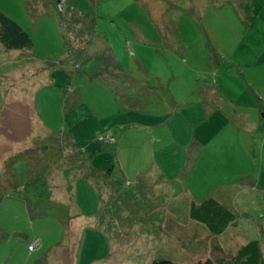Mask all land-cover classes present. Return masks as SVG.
Masks as SVG:
<instances>
[{"label": "rangeland", "instance_id": "rangeland-1", "mask_svg": "<svg viewBox=\"0 0 264 264\" xmlns=\"http://www.w3.org/2000/svg\"><path fill=\"white\" fill-rule=\"evenodd\" d=\"M31 8V0H0V12L33 42L22 52L6 53L0 46V181L10 157L35 148L41 159L45 150L39 143L57 148L68 136L87 156L97 154L80 160L62 142L69 145L64 158L74 156L77 166L46 173L52 199L30 195L29 212L22 196L1 198L0 264L217 262L251 240L260 242L264 254V147L244 139L242 130H219L208 144L199 140L202 126L192 125L190 118L196 119L185 103L190 93L196 97L197 80L209 71L206 34L218 54L229 53L235 33V44L248 53L264 46L257 32L243 36L247 27L239 20L258 29L253 16L264 12V0H66L65 8L96 20L92 54L112 55L122 68L113 92L104 80L48 66L65 56L64 32L51 0ZM69 36L75 50L84 46L77 32ZM256 57L240 62L236 73L251 80L261 68ZM246 99L241 96L244 106ZM109 118L122 122L114 126L112 152L100 143L104 135L95 137ZM26 168L14 164L19 179ZM225 191L241 216L238 223L217 238L207 237L201 225H186L188 237L198 236L191 249L184 248L177 239L185 236L177 227L183 222L176 221L173 208L179 206L184 217L187 199L200 203ZM29 244L36 248L32 253Z\"/></svg>", "mask_w": 264, "mask_h": 264}, {"label": "trees", "instance_id": "trees-1", "mask_svg": "<svg viewBox=\"0 0 264 264\" xmlns=\"http://www.w3.org/2000/svg\"><path fill=\"white\" fill-rule=\"evenodd\" d=\"M48 2H50V0H31V10L35 11L37 5L42 4L43 6H45ZM51 2H53L54 9L57 13L58 25L64 32L62 39L65 49V56L57 63H50L48 66H57L68 70L70 72V76H76L79 74L81 76H87L94 82H97L98 80H104L106 82L104 83V85L110 87V89H108L113 92L112 89L115 87L113 86L112 82L115 81L120 83L122 80L121 74H123V71L120 65L114 60L112 55H105L104 53L92 54L91 46L96 39L95 18L88 15L84 16L70 8H65V2L62 12H58V0H51ZM72 32H77L76 38L80 39L79 44L84 43L82 44L84 46L82 48H79L78 50L74 49L73 44L70 41L69 34ZM204 40H206V46L209 50L211 61L215 65H218L219 61L222 62L223 59L217 53L216 49L212 46L210 40L207 37V34ZM128 45L129 44H127V46ZM0 46L6 53L28 51L33 48V42L28 33L23 30L16 22H14L1 12ZM116 76H118V78H116ZM58 142L59 146L57 148L55 146L53 148H49L39 142L34 143V145H37L39 143L44 148L45 151L42 153V157H40L43 160L37 157L38 152H36L35 148L25 149L23 152L10 157L8 160H5L3 163V176L0 181V194L6 196H10L11 194L16 193H18V195L20 194L19 196L23 197L22 199L24 200L26 210L31 211L32 207L27 199L30 195L36 198H48V200H50L49 187L45 178L47 172H49L53 168L77 166L74 165V156L64 158L65 156L63 152L66 150L65 148L67 146L70 145L73 151L77 153V156H80V160L81 155H84L85 158H89L88 156H94L95 154H97V151H92L90 155L87 156L81 151L76 143L72 142V140L68 136L63 137V139ZM62 142H68L69 145H64V143ZM100 143L103 144L105 149H108L111 152L116 146L115 139L114 143L112 144L104 142L102 140L100 141ZM60 160L63 162L60 163ZM17 162H22L24 165L26 164L27 168L24 179H19L14 172V164ZM78 162V165L82 163L81 161ZM31 167L34 170H31ZM110 172L111 170L107 171V174H109ZM231 200L232 199L230 197L229 191L220 193L217 198L209 197L200 203H195L187 199L186 212L184 213V217H182L183 214L180 217L179 206L174 207V218L176 219V221H178V223L183 222V226L177 225V227H180V231H183L185 233L184 237L180 235L177 238L182 246L184 248L187 246L188 249H191L189 246L190 242L197 239L198 236L197 234H194L193 236L188 237L189 235H187V230L184 228V226L186 225L194 227L195 229H197L198 226L201 225L206 229L207 237L217 238L225 234V232H227V230L232 225L238 223V220L241 216L232 207L233 203ZM262 217L264 218V210ZM184 242H186V245ZM34 243L36 244L37 248V241H33L30 244ZM30 244L28 245V251L32 253L36 248H32V250H30ZM151 264L174 263L166 259H156L153 260ZM196 264H264V254L262 253L260 242L258 240H251L246 244L239 246L234 255L228 260L222 259L217 262L205 260L204 262L199 261Z\"/></svg>", "mask_w": 264, "mask_h": 264}, {"label": "crops", "instance_id": "crops-1", "mask_svg": "<svg viewBox=\"0 0 264 264\" xmlns=\"http://www.w3.org/2000/svg\"><path fill=\"white\" fill-rule=\"evenodd\" d=\"M253 19L255 20L254 24L256 23V27L258 28L256 30H253V24L249 26L247 24L248 22L239 16L241 24L247 27V31L245 29L243 31V36H245L249 30H252V35L255 34V32H257L256 34L258 35H263V37H258L260 42H262L264 41V12L261 11L259 15L254 13ZM236 34L238 33H235L233 38L231 37L229 46L227 47L228 50L226 49L229 53L219 54L223 59L222 62L219 61L218 65H215L211 59H207L209 71L204 77L202 75L204 78L203 80H197L198 82L195 86V89L200 88V90L195 92L196 97L192 95L193 92L190 93L189 99L191 101L188 99L189 101L186 100L185 103L187 102L188 104L187 107L189 108L188 110L191 116L193 115L196 119L190 118L192 125L202 126V135L199 140H203V142L208 144L215 140L219 130H227L229 132L227 135L235 134V132L242 130L245 134L244 139L248 137L252 139L255 138V140L264 147V46L255 52L254 50L248 49L250 50V53H248L246 50L247 48H244L242 44H239V42L235 44ZM136 35H138L137 37L142 39V41L145 40L140 33H136ZM102 36L107 39L105 35ZM138 41L142 42L140 40ZM127 44H129L128 49H130L131 43ZM232 46H234L233 49L235 50L232 52L233 54L230 53ZM258 47H260L259 44ZM105 49H107L106 46ZM255 53L257 54L255 62L261 66V68H259L257 72L251 73L253 74L251 80L247 77L243 78V76L236 73L234 67L240 68V62L244 63L242 61L246 60V58L252 61ZM231 55L239 62L237 61L235 63ZM256 63L254 64L256 65ZM122 75L124 74H121V76ZM103 86L106 88L105 85ZM242 87L243 90L245 89L247 91H243ZM242 95L245 100H247L246 97L248 98L245 106L240 103ZM115 104L116 100L114 105ZM177 105L179 106L181 104L178 102ZM256 113H259V115L261 114V117L257 116ZM96 114L97 112H95V115ZM113 119L114 118H109L108 121L104 119L96 133V139L101 135H107L114 139L116 138V129L114 126L121 125L122 122L112 123ZM110 130L113 132L112 135H110ZM120 139L122 140V136ZM229 146L232 145L229 144ZM158 176H160V173H158ZM16 194L18 195V193ZM11 195L6 196L0 194V200L1 198L11 199ZM50 199H52L51 193ZM20 201L24 203L23 199H20ZM55 202L58 201L55 200Z\"/></svg>", "mask_w": 264, "mask_h": 264}, {"label": "built area", "instance_id": "built-area-1", "mask_svg": "<svg viewBox=\"0 0 264 264\" xmlns=\"http://www.w3.org/2000/svg\"><path fill=\"white\" fill-rule=\"evenodd\" d=\"M64 2L65 0H58V5H57V11L58 12H62V10L64 9ZM107 136L103 137V140L104 142H107V143H114V139L112 138H106ZM30 250H32V247L29 248Z\"/></svg>", "mask_w": 264, "mask_h": 264}]
</instances>
